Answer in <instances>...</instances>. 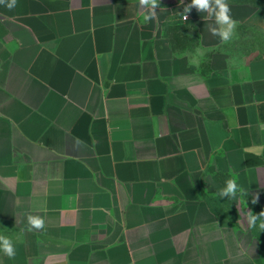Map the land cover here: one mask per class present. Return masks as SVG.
I'll return each mask as SVG.
<instances>
[{
  "label": "crops",
  "instance_id": "crops-1",
  "mask_svg": "<svg viewBox=\"0 0 264 264\" xmlns=\"http://www.w3.org/2000/svg\"><path fill=\"white\" fill-rule=\"evenodd\" d=\"M190 3L0 5V264H264V6Z\"/></svg>",
  "mask_w": 264,
  "mask_h": 264
},
{
  "label": "clouds",
  "instance_id": "clouds-1",
  "mask_svg": "<svg viewBox=\"0 0 264 264\" xmlns=\"http://www.w3.org/2000/svg\"><path fill=\"white\" fill-rule=\"evenodd\" d=\"M17 0H0V5H4L9 10L16 7ZM160 6V0H139V8L142 13V18L145 23L153 21L157 18L156 9ZM195 8L199 12L207 13L208 20H214L215 27L208 25V31L213 36H218L221 41L228 42L232 39L237 22L231 16V8L227 0H191L190 4L184 5L183 13L181 15L185 20L188 19L187 14ZM245 195V190L238 185L236 177H232L225 181V187L222 188L218 195L219 197H228L236 199L237 194ZM256 202L254 198L253 203ZM247 220L250 227H256L257 222L260 221L258 227L264 230V211L258 215L253 214L251 211L247 213ZM28 231L41 230L45 227L44 219L39 215L27 216ZM0 251L3 252L9 259H14L16 249L12 240L4 235H0Z\"/></svg>",
  "mask_w": 264,
  "mask_h": 264
},
{
  "label": "rangeland",
  "instance_id": "rangeland-1",
  "mask_svg": "<svg viewBox=\"0 0 264 264\" xmlns=\"http://www.w3.org/2000/svg\"><path fill=\"white\" fill-rule=\"evenodd\" d=\"M232 1L250 2L255 4L256 6H264V0H232Z\"/></svg>",
  "mask_w": 264,
  "mask_h": 264
}]
</instances>
